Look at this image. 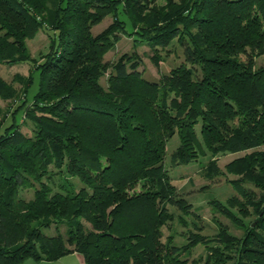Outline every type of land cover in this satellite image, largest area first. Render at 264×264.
Masks as SVG:
<instances>
[{
	"label": "trees",
	"instance_id": "obj_1",
	"mask_svg": "<svg viewBox=\"0 0 264 264\" xmlns=\"http://www.w3.org/2000/svg\"><path fill=\"white\" fill-rule=\"evenodd\" d=\"M155 2L0 0V63L30 65L15 75L21 98L0 123V264L73 252L83 264H196L187 261L196 245L202 264H264V63L254 64L264 54V0ZM39 30L48 43L36 60L25 40ZM125 34L147 46L154 67L173 41L182 59L155 81L141 75L135 52L103 62ZM17 95L0 77V99ZM173 135L170 166L204 148L202 177L235 176L237 196L209 204L240 236L216 223L208 237L190 220L184 242L174 240L173 221L185 226L197 214L164 166ZM240 151L217 166L218 154ZM30 188L24 199L19 191Z\"/></svg>",
	"mask_w": 264,
	"mask_h": 264
},
{
	"label": "rangeland",
	"instance_id": "obj_2",
	"mask_svg": "<svg viewBox=\"0 0 264 264\" xmlns=\"http://www.w3.org/2000/svg\"><path fill=\"white\" fill-rule=\"evenodd\" d=\"M155 3L162 4L163 0H156ZM110 21L111 18L109 16L104 17L98 24L90 28L91 34L94 35L99 32L101 29L107 26ZM47 43V35L44 31L39 30L31 39L25 40L28 55L32 58H35L36 60H39L40 56L47 51ZM131 52H135L139 59V65L137 69L141 72V75L147 80L154 81L158 80L161 74L167 73L169 68L178 64L182 59V56L180 54V47L177 43L173 41L165 49L158 50L162 61L158 63L157 67H154L148 59L150 51L148 50L147 46L143 43H136V45L133 44L131 34H125L119 35L118 40L103 54L102 61L106 63H112L121 54ZM240 58H243V56L240 55ZM263 63L264 54L254 58L255 65H261ZM29 67L30 65L27 62L13 65H6L4 63H0V77L6 82L10 83L11 86L18 93L17 97L14 100L0 99V123H5L7 121V118H9L10 111L18 103L17 99L21 98V94L19 92L21 83L17 81L18 79L15 78V75L18 77L20 76L22 78H25L28 74ZM36 83L37 79L36 77H34V81L32 82L31 86L27 89V100L31 98L33 92L35 91ZM100 84L102 86L105 85L104 78L100 79ZM15 119L19 122L24 121L27 127L30 126L29 122L23 119L22 114L19 112L16 113ZM26 126H20L22 132L26 131ZM177 143L178 141L176 135H173L166 143L163 161L164 166L170 183H172L177 192L191 204L197 216H185V226H181L176 221H173L170 231H175L174 240L179 244L184 242V233L188 229H193L190 220H194L197 225L201 227L199 232L208 237L213 236L215 234L216 223L224 225L227 228L228 233H230L231 235H234L236 237L240 236L242 231L236 226H234L227 218L213 210V208L209 204L210 200H217L218 202L225 203V200L228 197L232 195L237 196L235 188L228 182L229 179L235 178V176L227 173L224 174L223 172L219 176L210 180L202 177V167L210 158L209 153L202 147V152L199 153L196 158L188 164L170 166L169 154L177 146ZM259 149H264V145L259 146ZM242 154L243 152L241 151L235 153L226 152L224 154H218L216 156L217 166L223 171V165L226 162ZM243 186L252 188L251 184L249 183H245L243 184ZM31 192V188L21 189L19 191V194L24 199H28L31 197ZM250 218L251 216L246 219H243V221L246 222ZM163 231L164 234L168 233V231ZM180 233L182 234L180 235ZM47 234L49 233L47 232ZM203 256V247L201 245H196L192 248L189 255L187 256V261L190 262L193 259L197 260L196 264H202ZM65 258L69 257L66 256ZM24 263H33V261L31 259H27Z\"/></svg>",
	"mask_w": 264,
	"mask_h": 264
},
{
	"label": "crops",
	"instance_id": "obj_3",
	"mask_svg": "<svg viewBox=\"0 0 264 264\" xmlns=\"http://www.w3.org/2000/svg\"><path fill=\"white\" fill-rule=\"evenodd\" d=\"M68 256L69 258H65ZM21 264H83L82 258L78 253H69L53 261H33V263H24Z\"/></svg>",
	"mask_w": 264,
	"mask_h": 264
}]
</instances>
